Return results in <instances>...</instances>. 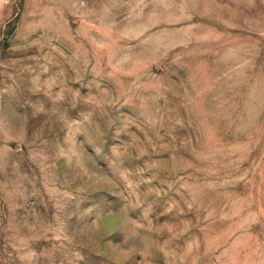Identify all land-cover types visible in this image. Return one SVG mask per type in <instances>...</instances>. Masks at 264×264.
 Instances as JSON below:
<instances>
[{"label":"rangeland","instance_id":"obj_1","mask_svg":"<svg viewBox=\"0 0 264 264\" xmlns=\"http://www.w3.org/2000/svg\"><path fill=\"white\" fill-rule=\"evenodd\" d=\"M0 264H264V0H0Z\"/></svg>","mask_w":264,"mask_h":264}]
</instances>
